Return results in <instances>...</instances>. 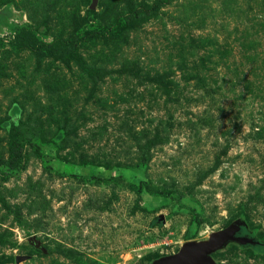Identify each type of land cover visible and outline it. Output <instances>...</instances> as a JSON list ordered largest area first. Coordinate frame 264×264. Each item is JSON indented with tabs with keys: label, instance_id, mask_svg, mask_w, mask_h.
Returning a JSON list of instances; mask_svg holds the SVG:
<instances>
[{
	"label": "rangeland",
	"instance_id": "rangeland-1",
	"mask_svg": "<svg viewBox=\"0 0 264 264\" xmlns=\"http://www.w3.org/2000/svg\"><path fill=\"white\" fill-rule=\"evenodd\" d=\"M233 223L264 244V0H0V264H157Z\"/></svg>",
	"mask_w": 264,
	"mask_h": 264
},
{
	"label": "water",
	"instance_id": "water-1",
	"mask_svg": "<svg viewBox=\"0 0 264 264\" xmlns=\"http://www.w3.org/2000/svg\"><path fill=\"white\" fill-rule=\"evenodd\" d=\"M239 225V223H233L226 229L211 234L208 241L203 243H184L176 254L159 260L157 264H212L211 254L228 242L237 243L240 246L259 243L250 237L237 235Z\"/></svg>",
	"mask_w": 264,
	"mask_h": 264
},
{
	"label": "trees",
	"instance_id": "trees-1",
	"mask_svg": "<svg viewBox=\"0 0 264 264\" xmlns=\"http://www.w3.org/2000/svg\"><path fill=\"white\" fill-rule=\"evenodd\" d=\"M159 2V1H158ZM157 2V3H158ZM155 6V5H154ZM153 6V7H154ZM152 8V7H151ZM147 12H148V10L147 11H144L143 12V14H147ZM134 16H136V17H140L141 16V14H139V13H135V15ZM34 49V51L38 54V55H41L43 52H42V50H44V49H46L47 50V53H49V54H59V55H61V54H64V52L65 51H58V52H56V51H54V50H52V49H50L49 47H44V46H39V47H34L33 48ZM16 148H17V146H16ZM35 151L36 152H39V149L37 148V147H35ZM20 155V149L19 148H17V149H15V151L13 152V154H12V161H15L16 160V158L18 157ZM237 235H239V236H248V237H250V235H248L247 233H246V230H245V228L244 227H240V229H239V232L237 233ZM246 247H252V248H255V249H257V250H262V249H264V244L263 243H258V244H253V245H245Z\"/></svg>",
	"mask_w": 264,
	"mask_h": 264
}]
</instances>
